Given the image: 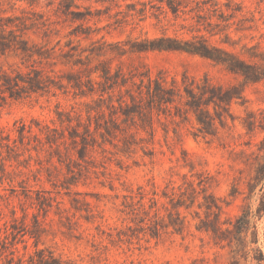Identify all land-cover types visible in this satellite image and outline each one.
<instances>
[{"label": "trees", "instance_id": "1", "mask_svg": "<svg viewBox=\"0 0 264 264\" xmlns=\"http://www.w3.org/2000/svg\"><path fill=\"white\" fill-rule=\"evenodd\" d=\"M87 1L103 5L109 12L112 6L119 7V2L126 0ZM191 2L195 7H190L189 11H196V22L203 27L204 34L190 39L165 33L154 38L127 36L125 40L114 42H107L104 36L95 39L97 30L84 23L99 17L101 11L93 12L90 8L81 11L75 0H57L56 21H50L38 12H33L32 17L12 15L0 19V56H8L14 51L20 59L36 64L24 65L22 62L26 72L0 73V107L8 99L42 95L51 88L64 93L70 90L75 98L84 99L79 110L66 111L56 107L55 118L50 123L37 119L29 124L20 122L15 137L0 130V185L9 184L7 190L11 196H22L38 210L31 213V223H27L26 209L22 208L23 214L18 218L15 207L8 201L9 196L0 193V200L6 202L11 213V220L1 223L0 212V264H73L52 249L39 247L45 232L39 214L41 211L46 213L56 201L52 193H70V188L77 186L90 169L109 160L107 154L113 153L108 146L122 155H129L136 148L148 150L154 141L155 124H161L162 119L193 120L199 134L215 137L218 126L223 128L228 119L234 120L232 104L247 103L245 87L264 82V48L259 43H244L238 48L240 41H235L230 34L233 25L235 33H243L252 30L255 23L254 16L242 15V7L233 0L224 3L229 10L226 13L219 9L218 0H135L126 4L124 15L122 11H116L109 17L122 15V21L126 23L129 17L144 19L150 13L160 21L161 16L166 17L170 12L177 18L186 13ZM205 9L214 12L217 21L204 15ZM237 15H241L239 19ZM60 23L77 26L68 32L59 59H56L54 47L44 48L24 38L34 27L48 29L49 25ZM106 33L110 35V32ZM215 37L218 41H212ZM80 41L87 45L81 46ZM148 52L197 56L237 83L231 79L226 84L214 83L207 73L197 78L183 72L178 78L163 70L153 75L145 66H130L124 70L125 59ZM56 63L70 69L59 81L51 80L44 72L45 66ZM62 79H66V84ZM260 114L262 117L248 113L244 127L248 130L258 127L264 131V114ZM258 150L262 159L257 162L254 176L247 183L246 202L234 221L221 219L222 207L209 190L212 177L201 172L196 174V180L183 175L180 181L168 180L164 185L149 181L123 195L120 211L128 223L124 229L116 230L117 240L130 241L140 235L154 240L167 234L181 236L189 227L190 215L193 220H199L195 229L210 235L214 245L234 244L236 254L240 251L245 260L252 253L251 258L257 263L264 262L261 249L252 247L258 243L254 219L264 216V139ZM94 154L100 158H94ZM43 169L51 190L33 189L29 185L31 176L33 181H40L39 174ZM17 177L20 178V190L13 185ZM257 187L261 195L252 210L251 199ZM70 205L76 212H90L86 200L73 197ZM200 212H203V218ZM26 236L33 240L32 248L27 245ZM108 236L112 237V234ZM19 243L23 245V253L17 248Z\"/></svg>", "mask_w": 264, "mask_h": 264}, {"label": "rangeland", "instance_id": "2", "mask_svg": "<svg viewBox=\"0 0 264 264\" xmlns=\"http://www.w3.org/2000/svg\"><path fill=\"white\" fill-rule=\"evenodd\" d=\"M75 1L81 6V11L84 8H90L93 12L101 11L99 17L84 23L97 30L95 39L104 36L107 42H114L125 40L127 36L154 38L161 36L162 33L190 39L195 35L204 34L203 27L196 22V11H189L190 7H195L193 2L185 9L186 13L180 14L177 18L169 12L166 17L161 16L158 21L147 13L144 19L138 16L129 17L128 22L125 23L122 21V15L127 11L126 4L135 0L120 1L119 7L112 6L109 12L103 5L92 1ZM218 1L219 9L225 13L229 12L224 6L226 0ZM233 3L242 7V15L255 18L252 30L235 33L234 25L230 29L232 38L240 41L238 48L244 43L249 45L259 43L264 48V0H233ZM56 4L57 0H0V19L12 15L32 17L33 12H38L49 17L50 21H56L57 17L54 15ZM116 11L123 12L116 17L121 21L109 17ZM202 13L211 17L212 21H217L213 16L214 12L205 9ZM240 16L237 15V19ZM76 26L77 24L60 23L49 25L48 29L34 27L24 38L44 48L54 47L58 56L56 59H59L60 48L67 40L68 32ZM44 31L47 33H43ZM106 32H110V35ZM218 39L215 37L212 41ZM80 43L81 46L87 45L85 41ZM15 54L17 52L12 51L8 56H0V73L5 71L13 75L18 71L26 72L24 65L36 66L32 61L20 59ZM115 65L116 63L113 67ZM130 66H145L153 75L159 70L166 71L171 76L176 75L178 78L183 72L197 78L207 73L214 83L226 84L229 79L237 83L218 72L207 61L185 53L139 54L125 59L124 70ZM44 70L53 81H59L70 71L59 63L51 67L45 66ZM62 80V83L66 84V79ZM244 94L247 103L232 104L231 113L234 120L228 119L223 128L218 126L215 137H204L199 134L193 120L162 119L161 124H155L154 141L145 152L136 148L131 154L122 155L116 154L115 150L108 146L107 148L113 153L107 154L109 160L105 159L102 166L98 165L97 168L90 169L77 186L70 188V193L61 192L59 195L52 193L51 196L56 197V201L46 213L41 211L39 214V220L45 230L39 247H48L56 255L71 260L73 264H259L251 258L252 253L247 260L240 251L236 254L237 247L234 244L214 245L210 235L195 229V224H198L199 220H193L190 215H188L189 227L181 236L167 234L154 240L140 235L138 239L118 241L114 235L116 230L124 229L128 223L120 211L123 208L121 205L123 195L136 190L140 185H147L149 181L164 185L168 180L180 181L183 175L196 180V174L201 172L209 173L212 177L209 190L222 207L221 219L234 221L241 214L248 195L247 183L254 176L257 162L262 159V153L258 148L264 139L263 130L258 127L248 130L244 127V122L248 113H254L257 117H262L260 113L264 114V82L247 85ZM83 101L84 99L75 98L70 90L64 93L55 88L42 95L33 94L21 100L8 99L6 104L0 107V130L15 137L16 126L20 122L29 124L33 119H37L50 123V120L55 118L56 107L66 111L79 110ZM93 156L96 159L100 158L97 154ZM39 176V182L33 181L31 176L29 185L33 189L51 190V185L46 182L44 169ZM19 180L20 178L17 177L13 182L17 190H20ZM9 187L7 183L0 185V193L9 196L8 201L15 207L18 218H21L22 208H25L28 213L26 222L31 223V213H36L37 208L22 196L18 198L11 196L10 191L7 190ZM259 189L256 188L255 196L251 199L252 210L258 204L261 195ZM73 197L89 203L87 206L90 210L89 214L86 211L76 212L71 207L70 200ZM0 212L3 218L1 223L11 220L9 206L5 201L0 200ZM200 216L204 217L203 212H200ZM254 220L258 243L252 247L257 246L264 253V216ZM108 234H112V237ZM25 240L32 248L33 240L27 236ZM17 248L23 253L21 243Z\"/></svg>", "mask_w": 264, "mask_h": 264}]
</instances>
